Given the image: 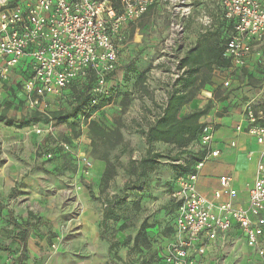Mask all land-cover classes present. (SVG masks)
Here are the masks:
<instances>
[{
    "label": "built area",
    "instance_id": "obj_1",
    "mask_svg": "<svg viewBox=\"0 0 264 264\" xmlns=\"http://www.w3.org/2000/svg\"><path fill=\"white\" fill-rule=\"evenodd\" d=\"M214 3L220 20L233 23V31L223 50V57L233 69L247 65L252 53L264 70V0H205ZM168 11V29L160 45V63L166 65L173 82L177 70L178 49L185 37V23L194 19L211 29L214 18L201 9L194 18L193 0H0V84L5 91L21 83L25 109L50 119L46 127L34 125L37 134L53 136L55 122L49 113L58 110L59 99L75 82L92 71L96 85L92 89L91 108L100 97L110 96L108 78L116 70L118 46L123 31L141 18L151 6ZM224 86H229L225 81ZM163 99L166 100L163 94ZM88 109L81 120L88 125L96 112ZM245 131L260 147L254 180L245 208L235 206L237 191L228 176H220L219 189L211 198L200 194L196 183L204 164L217 158L212 148L214 126L203 125L199 145L204 151L194 171L179 176L171 198L178 203L174 235L163 255L164 264H200L191 252L203 254L196 247L202 239L225 240L236 227L246 245L257 257L252 264H264V109L252 104L244 108ZM86 127V126H85ZM237 131H241L237 127ZM55 147L74 157L83 175H89L91 162L84 151L54 138ZM47 159L52 157L49 152ZM226 196V201H221Z\"/></svg>",
    "mask_w": 264,
    "mask_h": 264
},
{
    "label": "rangeland",
    "instance_id": "obj_2",
    "mask_svg": "<svg viewBox=\"0 0 264 264\" xmlns=\"http://www.w3.org/2000/svg\"><path fill=\"white\" fill-rule=\"evenodd\" d=\"M200 11H196L194 8V18L199 15ZM161 12L162 15L160 16V6H151L141 18L130 23L124 29V40L118 46L114 77L110 76L113 80L110 82L109 78L108 81V84H147L152 98L150 99L148 95L145 96L148 100H152V107L159 106L160 99L163 98L160 88L172 80L171 72L167 66L160 63V17L167 19V29L169 17L168 11L164 8L161 9ZM165 20L163 26L166 27ZM182 45L184 49L189 48L186 35ZM178 57L181 55L178 54ZM235 72L236 70L231 76L235 75ZM118 97L109 100L99 111V114L105 122L101 124L109 130H124L125 134L121 132L123 135V143L121 144L102 143L100 139L92 137L87 125H84L86 122L82 121L81 118L76 120L77 124L69 121L70 123L55 125L53 136L45 133L37 134L36 130L33 129L34 125L19 128L23 112L14 108L8 113V117L13 119V125L6 126L5 122H0V169L5 166V175L9 173L12 176L13 173L15 178L14 187L11 188L6 198L12 200L15 197V204L20 207L22 212L17 217L21 224L25 219L28 220L25 212L31 206V212L36 218L30 220V223L35 226L31 230V234L34 235L37 242L45 243L47 259H72L74 255L80 256L84 251H87L86 248L83 249L79 245L82 238L85 239L86 234L83 233V235L82 232H78L82 230L84 225H99L96 221L94 223L92 216H102L104 210L102 199L106 200L113 195L122 197L124 195L125 200L118 206L117 210L120 221L115 224L108 223L103 232V238L100 237L103 247L98 250L104 252V256L110 260V263L126 264L127 262L125 263L123 259L122 262L115 260L114 254L125 251L123 247L130 243L132 236L140 227L143 218L141 207L144 211H150L155 206L152 204L149 209L145 207L148 201H157L153 195L132 193L129 190L123 193L124 185L131 179L125 170L128 160L139 159L144 155V152L141 151L143 148L142 137L137 133V123L139 122L137 116H134L135 120L128 119L126 121V118L123 119V115L129 110V101L126 99L127 95L124 94V97L117 103ZM145 108V104L141 102L139 109L144 115ZM71 124H75V126L72 127ZM54 138L69 143L74 150H85L91 162L89 175L82 174L74 157L70 155L55 157L52 160L45 158L47 152H54L53 148H56ZM161 150L163 153L167 152L166 148ZM104 156H107L115 167V177L107 187L101 183L95 184L92 181L91 173L93 161ZM162 161L166 162V160ZM2 185L4 184L0 183V187ZM88 190L91 191V196ZM5 191L7 190L5 189ZM28 197L29 200L31 199L29 205L26 203ZM156 206L154 212L160 213V203H157ZM40 214H42V219L38 218L41 216ZM121 223L128 228L127 235L123 232L124 229H119ZM3 225L7 227L8 224L3 221ZM164 228V225L154 226V229L150 231V234H153V237L150 236L153 243H149V246L143 245L141 249L130 250L131 244L126 255L130 258L128 263L158 264L160 234H165ZM14 232L13 229L11 231L6 229L5 233L0 230V236H4L6 240L10 239L12 245L13 241L19 240L16 235H13ZM85 240L91 245L92 235L90 232H88ZM123 242L124 244L117 248L110 247L113 244H122ZM122 256H124L123 253ZM7 257L12 258L13 255L9 254ZM144 257L146 261H141L140 259Z\"/></svg>",
    "mask_w": 264,
    "mask_h": 264
},
{
    "label": "crops",
    "instance_id": "obj_3",
    "mask_svg": "<svg viewBox=\"0 0 264 264\" xmlns=\"http://www.w3.org/2000/svg\"><path fill=\"white\" fill-rule=\"evenodd\" d=\"M193 3L196 11L205 9L207 13L214 18V20H218L220 18L219 10L214 3L205 0H193ZM161 9H163L162 6H160V16L162 15ZM164 20V17H160V45L167 33V19L165 20L166 27L163 26ZM201 28H203L201 24L194 19L186 21L185 35L187 36L189 47L195 44L199 33L201 32ZM256 62L257 53L254 52L248 60L247 70L252 74L253 79L258 81V84H247L248 77L246 75L239 77L238 70H236L238 73L231 76L232 72L235 70L233 68L229 69L228 72L214 70L212 73L213 76L211 84L206 85L188 102V104L182 108L181 111V115H185L198 107L204 106L205 104L210 103L212 105L210 111L200 120V122L210 123L214 126L215 130L212 148L217 149L219 151V155L217 158L210 159L204 164V167L198 176L196 187L200 194L207 198H211L213 192L219 189L220 176H228L231 179L232 188L237 191L235 206L242 208H245L247 205L249 188L252 186L254 180L256 163L260 151V147L255 143L254 139L243 131L247 127V123L244 120L245 106L250 103L255 109H264V70L257 65ZM112 80L113 79H111L110 82H112ZM225 81H229V86H224L223 83ZM108 85L109 87H116L118 85L117 90H119V97L117 98V103H119L121 98L124 97V94L127 95L126 99L129 101V110L123 115V119L126 118V121H128V119L135 120L134 116H137V120L140 122L141 119L144 118L143 112L139 109L141 102H143L146 106L145 109L147 112L145 111V116L147 118L151 117L149 116L148 111L152 109V100H148L146 96L140 93V91H142L141 84ZM143 86L149 89L148 85L143 84ZM160 89L163 96V87ZM3 92L4 90L1 89L0 84V96L4 95ZM99 113L100 112L96 113L95 117H98L95 118V120L103 119L100 117ZM237 127H240L241 131H237ZM120 131L122 134H125L123 129H120ZM142 140L143 148L141 151L145 152L146 146L143 138ZM166 146L167 145L156 143L155 149L160 152V148L163 149ZM83 151L85 152V150ZM93 162V168L91 171L93 176L92 181L99 185L104 172L105 163L100 159ZM174 176L175 174L173 172V168L166 162L161 163V165L159 164L157 169L150 175L152 185L150 193L157 198V201H148V203L145 204V207L148 209L152 204H155V206H153L152 209L150 208V211H144V209H142L141 212L143 218L141 219L140 224L144 219H147L148 224H150L154 218L157 220L159 219L160 221V218L164 213V209L162 207L169 198V195H166L164 191L167 183ZM14 182V174L12 173V176L9 173L5 175V166H3L2 169H0V183L4 184L0 187V230L5 233L6 229L7 231H11L13 229L15 231L13 235H16L19 240L15 242L13 241L11 245L10 239L6 240L4 236H0V264H113L110 263V260L104 256L103 251L98 250L103 247L100 240L101 228L99 226L102 216L99 215L92 216L94 223L95 221L99 223L98 226H96V224L93 226L84 225L82 230L78 232L86 234L85 239L88 236V232L92 235L91 245L84 238H82L81 244H79L81 248H86L87 251H84L80 256L74 255L72 259H47L48 254L45 251V243L37 242L34 235L31 234V230L35 228V226L30 223L32 218L29 217V214H32L34 217L33 220H35V216L31 212V206L25 212L28 220L25 219L23 224H21L18 222L19 219H17V217H19L22 212L20 207L15 204V197H13L12 200H8L6 198L11 188L14 187ZM5 189L7 191H5ZM226 200V196H223L221 199V201ZM26 203L28 205L31 203V199L29 200V197ZM157 203H160V213L154 212V209L157 208ZM40 215L41 216L38 218L42 219V214ZM3 221L7 222V227L3 225ZM26 222H28V234L25 243V250H23L19 233ZM138 229L136 230L134 236H132L130 243L123 247L125 251L117 253L121 258V261L119 262H122V259L125 263L130 261V258L126 257V255L129 250L128 247L133 244V238L135 237ZM127 230L128 228L125 227L123 231L125 232V235L128 234ZM119 233L121 234V232ZM151 235L153 237V234H150V236ZM155 239L157 240V238ZM149 241L151 244L153 243L150 239ZM196 247H203L204 249L203 254L191 252V256L198 260L200 264H252L253 261L257 259L254 251L246 245L245 238L240 234L236 227H233L227 233L224 241L220 239L214 241H206L205 239H202L198 242ZM122 253L124 256H122ZM9 254H12L13 257L6 258ZM140 260L146 261L145 257Z\"/></svg>",
    "mask_w": 264,
    "mask_h": 264
},
{
    "label": "trees",
    "instance_id": "obj_4",
    "mask_svg": "<svg viewBox=\"0 0 264 264\" xmlns=\"http://www.w3.org/2000/svg\"><path fill=\"white\" fill-rule=\"evenodd\" d=\"M232 31L233 23L231 21L214 20L211 29L201 28L194 45L187 49L181 46L177 51L181 55L177 65V70L181 71V74L173 82L164 85L162 90L166 100H162V98L159 106H154L148 111L151 117L147 118L144 115V118L137 123V133L144 139L146 149L144 155L139 159L128 160L125 170L131 179L124 185L123 193L129 190L132 193H147L152 196L150 193L152 188L150 175L157 169L159 164L163 163L162 160H166L169 166L173 168L175 174L167 183L164 191L166 195H169V198L162 207L164 213L160 221L154 218L148 224L147 219H144L133 238V244L130 248V250H133L141 249L143 245L149 246V243L151 244L149 241L150 231L154 226L164 225L165 234H163L164 236L160 234L161 243L158 264H164L163 255L174 235V221L178 203L171 198V194L175 190V181L179 176L192 173L195 164L201 161L204 156V151L199 145V138L205 123L200 122V120L207 115L212 105L210 103L205 104L185 115H181V111L206 85L211 84L214 70L228 72L231 69V62L223 57V50ZM247 69V65L243 68L235 69L239 72H235V74L238 73L239 77L246 75L248 77L247 84H258V81L253 79L252 74ZM95 85L96 77L92 71H88L85 79L76 81L73 88L60 97L58 110H53L49 113V117L55 122V125L69 121L76 123V120H79L88 109H92L91 112L98 113L109 100L119 94L118 85L109 87L110 96L100 97L97 105L91 108L92 89ZM141 85L142 91L140 93L144 96H150L151 99V93H149L147 87H144L143 84ZM3 94V96H0V122H5L6 126L13 125V119L8 117V113L12 108L23 112L19 128L29 125H38L44 128L49 123V118L36 111L25 109L24 102L21 99V83L16 82L13 87L6 86ZM102 122L105 123L101 119H94L89 122L87 128L90 135L100 139L102 143H123L121 131L109 130L101 124ZM71 126L74 127L75 124H71ZM156 143L167 145L165 147L167 152L163 153L161 148L160 152L157 151L155 149ZM53 150L54 152H50L52 157L49 160L67 155L57 148H53ZM100 160L105 163L100 183L107 187L109 182L115 177V167L107 156L102 157ZM88 192L91 196V191L88 190ZM124 200V195L123 197L113 195L111 198H106V200L102 199L104 210L99 225L102 230L100 233L101 238H103V232L106 230L108 223H119L120 217L117 210ZM135 205L138 206V204ZM141 209L143 208L141 207ZM29 215L30 218L34 219L32 214ZM159 222L160 224H158ZM27 226L28 222L24 224L19 233L23 250H25L27 240ZM119 229H125V224L121 223ZM123 244L124 242L122 244H113L110 247L117 248ZM114 257L116 260L121 261L117 252Z\"/></svg>",
    "mask_w": 264,
    "mask_h": 264
}]
</instances>
